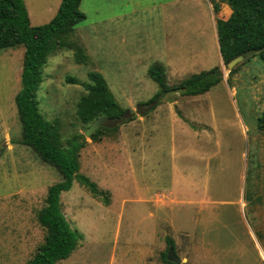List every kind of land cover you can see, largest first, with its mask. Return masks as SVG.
<instances>
[{"label": "rangeland", "instance_id": "obj_1", "mask_svg": "<svg viewBox=\"0 0 264 264\" xmlns=\"http://www.w3.org/2000/svg\"><path fill=\"white\" fill-rule=\"evenodd\" d=\"M27 1L34 23L54 18L44 8L57 0ZM216 2L82 0L86 18L68 38L83 46L87 62L73 48L50 55L39 110L60 123L64 143L85 134L78 103L97 71L134 119L98 139L85 135L80 172L109 190L111 201L76 180L62 193L63 211L83 238L55 264H111L114 250V264H160L168 238L183 263L264 264V61L250 55L232 69L223 61ZM220 4L228 16V4ZM25 49L0 51V264H28L45 237L38 212L63 178L20 142ZM153 64L164 66L170 87L213 68L223 78L204 94H160L157 105L136 113L160 90L148 74ZM183 129L191 139L184 148Z\"/></svg>", "mask_w": 264, "mask_h": 264}, {"label": "trees", "instance_id": "obj_2", "mask_svg": "<svg viewBox=\"0 0 264 264\" xmlns=\"http://www.w3.org/2000/svg\"><path fill=\"white\" fill-rule=\"evenodd\" d=\"M81 2L82 0H62L51 21L35 26L31 22L25 0H0V51L22 44L26 47L21 73L22 86L16 95L22 126L20 142L30 146L63 177L48 188L46 203L38 212L45 237L28 264H55L68 258L78 247L82 234L71 226L61 201L62 193L70 190L75 180L94 197L106 204L111 201L109 190L101 188L89 176L80 172L81 149L86 144L85 134H76L64 143L60 123L49 121L43 116L37 99V91L44 79L45 65L55 51L73 48L78 62H87L83 46L68 38L73 27L86 18L80 7ZM220 2L229 6L230 13L226 17L220 15ZM213 11L221 56L226 64L239 55H244L245 58L259 55L264 61V0H219ZM148 74L160 88L149 103L156 101L160 94L165 96L171 92L191 96L204 94L223 78L221 70L213 68L194 73L177 86L170 87L163 65H151ZM89 77L91 82L84 84L87 93L82 95L78 103L77 117L81 122L89 127L100 116L119 117L129 110L123 109L116 101L102 73L91 71ZM69 80L77 82L75 78ZM133 119L129 117L124 122ZM260 126L264 128V114L260 118ZM117 128L118 126L101 127L91 137L98 139L105 131ZM167 242L174 247L173 239L168 238ZM168 249L163 253V259L169 264H176L167 258Z\"/></svg>", "mask_w": 264, "mask_h": 264}, {"label": "water", "instance_id": "obj_3", "mask_svg": "<svg viewBox=\"0 0 264 264\" xmlns=\"http://www.w3.org/2000/svg\"><path fill=\"white\" fill-rule=\"evenodd\" d=\"M244 58H245L244 55H239V56L235 57L234 59H232L228 63V67L230 69L234 68L239 62L243 61ZM158 102L156 100V101H154L152 103H149V105L148 104H141L140 106H138L136 108L135 112L136 113L143 112V110L151 108L150 104L154 105L156 103L158 104ZM141 108H142V110H141ZM133 113L134 112H132L131 110H127L123 115H121L119 117L112 118V117L106 116V115L100 116L97 119H95L92 122V124L85 130V135L86 136H91L96 130H98L101 127L112 128V127L119 126L121 123H123L129 117H131ZM167 258L170 261L175 262L176 264L183 263V260L177 255V252H176V250H175V248L173 246H169V254H168Z\"/></svg>", "mask_w": 264, "mask_h": 264}, {"label": "crops", "instance_id": "obj_4", "mask_svg": "<svg viewBox=\"0 0 264 264\" xmlns=\"http://www.w3.org/2000/svg\"><path fill=\"white\" fill-rule=\"evenodd\" d=\"M61 1L62 0H57V3H52V2H47L48 3V5L44 8L45 9V14H44V12H43V10H42V14H44V15H46V16H52V14H54L53 16H55V14H56V12L58 11V9H59V6H60V4H61ZM25 2H26V5H27V8H28V11H29V14H30V18H31V22H32V24H42L43 22H40V23H34V21H33V15H32V13H31V10H30V6H29V3H28V1L27 0H25ZM48 18V17H47ZM44 24V23H43ZM215 24H216V20H215ZM216 31H217V28H216ZM217 37H218V33H217ZM184 128V127H183ZM185 129V128H184ZM184 129L182 130V132H181V135H179V141H180V139H181V137L183 138V141L181 142V144L180 145H182L183 146V148H184V143H186V144H190V142H191V139L189 138L188 140H186L185 138H184V134H183V131H184ZM189 134H191V132L189 131ZM182 174L184 175V171L182 170ZM162 252V251H161ZM116 253H117V251L116 250H114V252H113V256H112V259H111V264H114L115 263V256H116ZM69 258V257H68ZM67 259V258H66ZM160 264H169L168 262H166L164 259H163V252H162V254H161V261H160Z\"/></svg>", "mask_w": 264, "mask_h": 264}]
</instances>
